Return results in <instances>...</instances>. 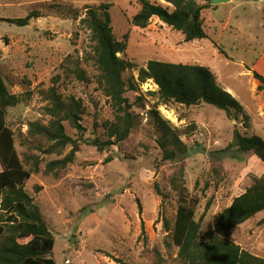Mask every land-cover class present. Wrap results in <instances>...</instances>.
I'll return each instance as SVG.
<instances>
[{"label":"rangeland","instance_id":"rangeland-1","mask_svg":"<svg viewBox=\"0 0 264 264\" xmlns=\"http://www.w3.org/2000/svg\"><path fill=\"white\" fill-rule=\"evenodd\" d=\"M199 2L204 5L203 0ZM102 3L113 5L116 38L124 41L129 35L127 51L120 57L136 68L124 75L126 81L137 80L139 69L152 60L210 67L220 84L231 88L253 116L252 129L244 128L242 117L231 120L208 105L158 107V97L153 95L158 86L149 81L125 95L137 117L129 138L103 152L90 146L87 141L103 138L104 123L116 117L110 99L97 84L99 71L90 31L80 24L87 7ZM215 7L204 12L209 39L198 46L184 42L181 33L162 26L157 18L146 29L135 28L131 21L141 9L139 0H0V70L10 93L22 98L20 105L9 108L7 123L15 133L22 161L40 155L41 171L26 188L56 236L58 264H179L178 249L164 228L165 219L174 223L178 209L170 178L179 166L163 161L159 134L149 115L155 106L190 149L184 163L185 180L190 194L200 199L196 218L202 220L203 238L233 199L264 175V163L251 154L232 158L229 152L220 162L211 156L227 149L236 131L264 139V119L255 116L262 95L253 99L257 86L250 72L264 52V0H232ZM33 11L42 17L29 26L7 21ZM72 63L86 72L88 83L70 74ZM51 89L64 98L81 100L86 108L85 133L65 123L68 134L80 142V151L58 179L43 174L46 164L57 157L42 155L44 143L28 135L30 123H49L44 109L50 105ZM229 240L264 258V212L234 228Z\"/></svg>","mask_w":264,"mask_h":264},{"label":"trees","instance_id":"trees-1","mask_svg":"<svg viewBox=\"0 0 264 264\" xmlns=\"http://www.w3.org/2000/svg\"><path fill=\"white\" fill-rule=\"evenodd\" d=\"M139 0L140 11L133 16L132 25L146 29L154 17L172 30L184 36V42L208 40L205 29L204 12L215 6L201 5L200 0ZM112 4L102 3L98 7H87L80 24L90 31L95 46L93 51L99 75L97 84L110 99L116 111L114 122L104 123L106 135L103 138L88 140V144L100 152L126 141L137 126L133 104L125 96L128 91L137 92L140 87L153 81L158 86L161 105L177 104L186 107L212 106L225 112L229 119L242 117L244 128L252 129L251 117L242 103L225 90L217 75L209 68L200 65L176 64L149 61L139 69L137 80H125L124 75L136 65L121 58L128 48L129 35L119 41L112 26ZM40 12L33 11L25 18L9 19L19 27L29 26L34 19L41 18ZM75 20H79L76 16ZM68 69L78 81L88 83L86 72L75 63ZM259 82L258 90L264 93V77L254 73ZM44 109L50 117L47 125L30 123L28 135L42 143V155L56 156L43 170L46 176L56 179L74 164L80 151V142L71 137L65 123L79 134L86 132L83 117L86 108L75 97L64 98L56 89H51ZM22 103V98L11 94L0 70V264H58L54 255L56 236L50 230L41 207L27 191V183L33 175L40 173V155L26 156L22 161L16 147L14 131L8 126L9 108ZM153 107L150 118L159 134L158 145L163 153V161L176 163L179 168L170 178V186L178 199V209L174 223L164 220V228L174 247L178 249L179 264H264V258L255 256L229 240L232 230L247 223L264 212V175L256 177L244 193L233 199L232 204L215 218L214 229L201 236L202 220H197L199 197L190 194L186 186L184 163L190 149L181 139L177 130ZM70 151L66 153V150ZM231 153L232 158L251 154L264 163V139L257 135L249 136L239 131L227 149L212 153L216 162L223 154ZM220 159V160H219ZM111 159H107L109 162ZM41 191V187L38 189ZM156 190L161 192L156 185ZM209 210V207L207 208Z\"/></svg>","mask_w":264,"mask_h":264},{"label":"crops","instance_id":"crops-1","mask_svg":"<svg viewBox=\"0 0 264 264\" xmlns=\"http://www.w3.org/2000/svg\"><path fill=\"white\" fill-rule=\"evenodd\" d=\"M156 19V17H154ZM153 18V19H154ZM152 19V21H153ZM158 19V18H157ZM159 20V19H158ZM151 21V22H152ZM160 24L162 26H167L166 24L162 23L160 20H159ZM170 28V27H169ZM205 40H202V41H195V42H192V43H195L196 45L198 46H202L204 44ZM162 62V61H161ZM210 68V67H209ZM252 70L250 71L253 76H254V73H257L259 75H261L262 77H264V52L259 56V58H257L255 60V62L252 64L251 66ZM211 69V68H210ZM212 70V69H211ZM216 74V73H215ZM217 75V74H216ZM218 77V76H217ZM218 81H219V78H218ZM254 81H255V85L257 86V93H253L252 94V97L255 101H257V98L259 97V94L262 95L261 97V100L260 102L258 103V105L256 104L255 105V111L257 112L258 110V113L255 114V116H257L260 120H262V118L264 119V93L260 92L258 90V87H259V82L254 78ZM220 83V82H219ZM225 90H227L229 93H231L233 96H235V93L233 92V90L231 88H229L228 86H224L223 84L221 85ZM238 99V97H236ZM245 108V107H244ZM246 110V108H245ZM247 112V110H246ZM248 115H250L248 112H247ZM250 117L252 118V127H253V116L250 115ZM27 189V188H26ZM28 191V190H27ZM29 192V191H28Z\"/></svg>","mask_w":264,"mask_h":264},{"label":"water","instance_id":"water-1","mask_svg":"<svg viewBox=\"0 0 264 264\" xmlns=\"http://www.w3.org/2000/svg\"><path fill=\"white\" fill-rule=\"evenodd\" d=\"M232 0H203L204 5L220 6L231 3Z\"/></svg>","mask_w":264,"mask_h":264}]
</instances>
